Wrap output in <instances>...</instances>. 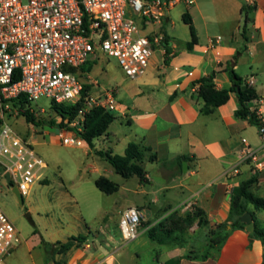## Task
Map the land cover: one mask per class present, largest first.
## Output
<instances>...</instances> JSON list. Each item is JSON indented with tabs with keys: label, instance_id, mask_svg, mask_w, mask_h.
Masks as SVG:
<instances>
[{
	"label": "crops",
	"instance_id": "obj_1",
	"mask_svg": "<svg viewBox=\"0 0 264 264\" xmlns=\"http://www.w3.org/2000/svg\"><path fill=\"white\" fill-rule=\"evenodd\" d=\"M233 1L236 14L233 22L232 9L227 6V3L232 4V0L207 2L215 13L211 26L207 23L210 17L208 8L197 9V18L203 21L201 27L195 22L194 12H190L198 39L191 51L187 50L191 33L179 45L175 36L167 30L166 25L172 24L170 11L161 23L146 24L138 19L141 35L150 38L162 35L164 38L160 45L154 46L146 73L133 79L136 90L131 97L126 102L117 99L121 106L117 118L126 122L132 134L126 136L124 144L121 139H105L102 143L104 150L98 149L97 139L93 147L88 144L86 147V153L90 156L97 149L98 152L110 150L113 154L124 155L131 142L150 148L151 152L145 156L144 168L148 184L154 188L152 207L156 208L160 202L156 193L178 190L181 194L178 206L192 203L194 209L197 207L204 210L212 229L227 220L232 190L242 181L256 175L258 182L252 187V192L264 198V143L259 127L235 116V111L240 107L236 92H232L229 101L214 113L202 114L200 110L204 102L198 98V86H195L196 81L213 75L217 89H230L234 86L229 73L232 69L244 84L253 80V84L249 85L255 89L259 100L251 102L250 106L257 109L264 121V0ZM243 6L251 8L247 21L246 14L242 12ZM166 47L171 50L167 62ZM235 55H238V59L232 63ZM88 66L92 71L90 61ZM91 71L84 75L86 85L92 94L104 95L109 90L94 91L98 84L90 80ZM114 90L117 97L118 90ZM174 93L177 96L172 98ZM255 131L260 139L255 138ZM60 136L58 139L61 141ZM244 142L259 154L261 166H258L254 175L251 169L258 164L243 161L241 151ZM108 143L111 146L105 147ZM116 149H120V154ZM151 153L157 156L154 162L149 161ZM101 160L107 162L103 158ZM184 163L187 170H184ZM138 186H141L140 181ZM131 206L136 204L124 209ZM145 212L148 217L154 215L152 208H147ZM247 212L264 229V210H256L249 205ZM109 229L107 224L105 232H100L108 241L112 240L108 234ZM42 239L49 244L61 242L46 240L38 234L29 238L20 234L8 263L118 264L114 254L109 253L108 241L96 244L87 239L88 242L82 246L73 247L67 253L55 254L53 257L43 246ZM184 254L185 250L179 247L165 250L158 264H264V243L251 238L247 228L234 229L218 257L199 261L182 258Z\"/></svg>",
	"mask_w": 264,
	"mask_h": 264
},
{
	"label": "built area",
	"instance_id": "obj_2",
	"mask_svg": "<svg viewBox=\"0 0 264 264\" xmlns=\"http://www.w3.org/2000/svg\"><path fill=\"white\" fill-rule=\"evenodd\" d=\"M179 2L0 0V167L4 169V178L6 174L10 176L11 187H17L22 197L42 179L47 166L33 144L6 123L15 102L25 105L41 97L59 105L81 102L77 118L67 121V129L60 138L66 146L82 147L85 141L79 133L91 110L121 111L114 89L104 95H94L90 90L83 93L86 72L82 67L89 63L91 55L98 59L100 52L115 58L130 79L143 76L154 46L160 45L164 37L141 35L137 21L161 23ZM259 133L264 143V121ZM241 155L243 161L261 166L258 151L246 142ZM193 208L192 203L185 204V209ZM143 218V212L134 206L121 212L119 228L126 242L138 238ZM18 242L16 227L0 208V264H9L8 258Z\"/></svg>",
	"mask_w": 264,
	"mask_h": 264
},
{
	"label": "rangeland",
	"instance_id": "obj_3",
	"mask_svg": "<svg viewBox=\"0 0 264 264\" xmlns=\"http://www.w3.org/2000/svg\"><path fill=\"white\" fill-rule=\"evenodd\" d=\"M193 1L192 4H188L186 0H180L169 10L172 24L166 25V28L175 36L179 45L190 36L189 27L183 21V14L194 12L195 22L201 27L203 21L200 17L197 18V9L208 8L210 17L207 23L210 26L213 24L215 13L213 7L207 5L209 0ZM234 3L233 0L232 4L227 3L232 9V22L236 16ZM98 55L100 56L98 59L93 55L89 58L93 66L90 80L98 84L95 85L94 91L117 89V99L126 102L136 90L133 79L123 72L115 58H108L100 52ZM83 80L85 81L84 78ZM53 103L52 99L41 97L27 101L25 105L17 104L14 105L10 117H7L6 123L13 131L33 144L36 154L47 166L42 179L33 185L29 194L23 197L22 203L13 193L11 182L4 178V169L0 167V208L13 222L18 237L20 234L26 238L38 234L46 240L67 242L71 236L89 233L87 239L90 242L104 244L108 240L100 232H105L106 225L109 224L108 234L112 240L108 241L107 248L111 255L114 254L118 264H158L165 250L179 247L186 253L193 245L199 247V253H202L206 244L205 234L209 228H201V221L193 224L186 222L187 214L195 209L187 210L185 205L178 206L181 200L178 190L156 193L155 196L160 202L153 208L154 188L149 184H141L139 187L137 177L125 179L97 154L98 149L104 150L102 143L107 138H111V141L121 139L124 144L126 136L132 134L126 122L120 117L117 118L108 132L97 138L98 149L90 156L86 153L87 143L82 147L66 146L58 139L59 135L66 131L67 121L63 122L66 127L58 126L62 118L55 112ZM21 110L34 114L38 125L28 122L26 116L21 114ZM111 113L116 117L120 115V112ZM52 122L56 125H52ZM254 136L260 139L256 131ZM108 146L111 145L109 143L105 145ZM116 152L120 154L121 151L116 149ZM251 170L254 175L258 166L254 165ZM101 176L119 184V191L106 194L99 190L95 180ZM131 204H136L134 207L143 212L144 218L139 227L138 238L126 242L121 235L119 219L122 210ZM147 208L154 209L152 218L147 216L145 212ZM151 230H154L156 238L154 241L149 238ZM167 231L172 232L170 238L178 235L187 241L185 247L170 241L160 243V239H168L165 236Z\"/></svg>",
	"mask_w": 264,
	"mask_h": 264
},
{
	"label": "trees",
	"instance_id": "obj_4",
	"mask_svg": "<svg viewBox=\"0 0 264 264\" xmlns=\"http://www.w3.org/2000/svg\"><path fill=\"white\" fill-rule=\"evenodd\" d=\"M250 10V7H242V12L246 14V21ZM183 21L190 29L191 41L187 44V50L191 51L198 43V39L196 28L189 12L183 14ZM164 40L167 42V38ZM170 53L171 50L166 47V62ZM237 59L238 55H235L232 63H235ZM82 70L90 72L91 68L87 64L82 67ZM229 73L234 84L230 89H217L215 77L213 75L201 78L195 82V86H198V98L202 99L204 102L200 112L205 115L214 113L220 106L229 101L232 92H236L240 107L235 111V116L240 119L248 120L252 125L260 127L263 124V121L259 116V112L257 109H252L250 106L251 102L259 100L255 89L249 84H244L242 79L238 77L232 69L229 70ZM237 87L246 88L238 90ZM89 89L90 87L85 85L83 93L85 94ZM175 96H177V93H174L172 98H175ZM17 104L19 103L15 102L14 105ZM81 107V102L76 105H59L53 103L55 112L62 118V122L58 124V126L60 128L65 126L63 124L64 120L68 122L75 120ZM21 114L26 116L28 122L33 123L36 126L38 125V123L35 122L34 114L29 113L26 110H21ZM116 118L117 117L109 111L95 108L86 115L83 131L80 132L79 135L90 147H93L94 140L103 136ZM51 124L56 125L55 122H52ZM147 152H151V149L142 146L140 143L131 142L124 155L113 154L110 150L99 151L98 155L107 161L114 168L115 172L125 179L137 177L141 184H148V178L146 176L147 172L144 168V160ZM156 159V154L151 153L149 161L154 162ZM257 182L258 178L254 175L250 179L242 181L238 186L233 188L229 216L225 222L217 224L214 229L210 228V222L204 210L196 207L193 212L187 214L186 222L193 224L196 221H201V228H209V231L205 234L206 244L204 245L203 252L199 253V247L193 245L182 258L203 261L219 256L222 246L226 242L230 232L234 229L246 228L247 225L242 221V216L248 211V206L252 205L256 210H264V198H261L252 192V187ZM95 185L99 190L106 194H114L120 189L119 184L104 176L97 178L95 180ZM177 210H175V212H177ZM171 233V231H167L165 236L168 237V239H160V243L165 244L170 241L179 243L182 247H185L187 241L184 239L182 240V237L178 235L174 238H170L172 235ZM250 237L258 239L264 243V229L261 228L257 222L255 223V231L250 233ZM87 238V235L81 234L76 237H70L66 243L57 242L55 244H49L42 239V244L51 254H64L73 247L83 245L87 241ZM149 238L153 241L156 240L154 230L149 232Z\"/></svg>",
	"mask_w": 264,
	"mask_h": 264
},
{
	"label": "water",
	"instance_id": "obj_5",
	"mask_svg": "<svg viewBox=\"0 0 264 264\" xmlns=\"http://www.w3.org/2000/svg\"><path fill=\"white\" fill-rule=\"evenodd\" d=\"M245 88H246V87H242V88L237 87L238 90H239V89H245ZM183 166H184V170H187V165H186V163H184ZM5 178H6L7 181H10V176H9L8 174L5 175ZM13 193L16 195L18 201H19L20 203H22V202H23V197H22V195H21V193L19 192V190H18L17 187H14V188H13ZM242 221H243L244 223H246V225H247L246 228H247V231H248V232L253 233V232L255 231V222H254V220H253V217H252V214H251V213L246 212V213L242 216Z\"/></svg>",
	"mask_w": 264,
	"mask_h": 264
}]
</instances>
